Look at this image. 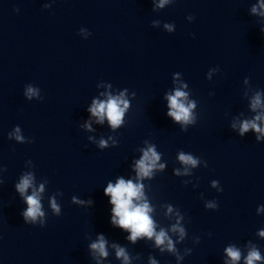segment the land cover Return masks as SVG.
<instances>
[{
    "label": "water",
    "instance_id": "obj_1",
    "mask_svg": "<svg viewBox=\"0 0 264 264\" xmlns=\"http://www.w3.org/2000/svg\"><path fill=\"white\" fill-rule=\"evenodd\" d=\"M262 3L0 0V264H125L113 245L128 264H246L253 248L254 264H264V135L240 134L243 121L264 113ZM28 86L39 95L29 99ZM177 88L195 103L193 123L167 115ZM121 93L122 123L99 122L93 102ZM148 147L158 167L138 180ZM181 152L198 164H183ZM28 174L25 196L44 188V227L22 215L28 205L16 185ZM119 178L143 184L155 231H166L174 251L154 237L132 242L112 225L104 189ZM178 219L183 238L172 231ZM101 234L106 256L90 248Z\"/></svg>",
    "mask_w": 264,
    "mask_h": 264
},
{
    "label": "clouds",
    "instance_id": "obj_2",
    "mask_svg": "<svg viewBox=\"0 0 264 264\" xmlns=\"http://www.w3.org/2000/svg\"><path fill=\"white\" fill-rule=\"evenodd\" d=\"M168 0H160L159 7H163ZM260 8L264 9V3L260 4ZM253 13L257 11L255 7L252 9ZM193 17L189 16V19ZM166 28L171 31L170 25H165ZM181 87H186L182 85ZM25 95L31 99L33 96H38V89L28 86ZM169 111L168 116L172 117L176 122H182L187 125L194 122V117L192 115V109L195 107V103L188 101V93L177 88L172 95L167 96ZM123 105V107H121ZM128 107V101L123 99V93L120 96L112 97L109 96L107 102H93V106L90 111L93 116L99 118V122H103V118L106 115L112 128L118 127L122 123V117L124 110ZM251 107L253 110L261 107V95L259 92L253 97L251 102ZM264 120V113L256 115L253 120H245L240 124V134L241 136L247 132L249 129L255 130L257 133L264 135V128L259 127L257 121ZM235 127V125H233ZM16 135L15 139L17 141H22L23 137L19 135L20 129L17 127L15 129ZM260 137L257 136V140ZM101 147L106 146V141L101 140ZM179 160L185 165H191L195 167L198 164V160L190 154H185L181 152L179 154ZM160 160V155L155 151L154 147H148L147 150L143 151L142 157L136 162L137 179L143 177H149L152 175L153 169L157 168V162ZM163 168L164 165H159ZM177 174L179 172L177 171ZM33 177L31 174L25 175L21 178L20 182L16 185V190L24 197L27 203V209L22 213L25 222H31L35 224L38 220L41 227L45 226L44 216L45 213L42 211V206L40 203V193L43 192V185L40 186L38 190H33L31 195H26V190L32 187ZM215 181L213 186H215ZM143 184L137 182L134 183L132 180H125L119 178L115 185L111 182L104 189V194L110 196V204L113 205L111 223L113 226H118L121 229L128 230L130 235L128 239L132 242H136L139 237H148L149 239L155 238V244L157 246L166 245L168 251H174L173 241L169 238L168 234L164 229L159 232L155 231V223L152 217L149 215L153 209L150 206L148 200L143 193ZM91 203V201L89 202ZM51 207L54 213L59 214L60 208L53 199L51 202ZM207 207H215L214 204H208ZM169 212H172V208L169 207ZM173 232H178L183 238L185 235V230L180 226L179 219L176 224L172 226ZM264 236V231L259 233ZM106 239L103 234L99 235L97 240L90 245V248L95 252L99 253L100 256H106L107 252L105 250ZM116 248L117 257H122L125 264H128L129 255L126 250L119 245H113ZM163 251V248L161 249ZM227 255L231 258L233 262L240 259L241 253L234 247H228L226 249ZM259 252L253 248L248 256L246 257V264H254L255 261L260 260ZM151 264H156L153 260Z\"/></svg>",
    "mask_w": 264,
    "mask_h": 264
}]
</instances>
